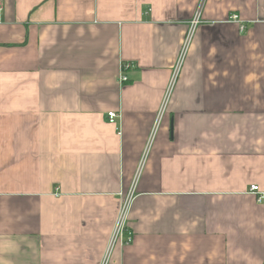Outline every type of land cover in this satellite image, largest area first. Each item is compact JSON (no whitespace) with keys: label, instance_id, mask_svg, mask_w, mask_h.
Segmentation results:
<instances>
[{"label":"crops","instance_id":"crops-1","mask_svg":"<svg viewBox=\"0 0 264 264\" xmlns=\"http://www.w3.org/2000/svg\"><path fill=\"white\" fill-rule=\"evenodd\" d=\"M130 191L108 264H264V0H0V264H103Z\"/></svg>","mask_w":264,"mask_h":264},{"label":"built area","instance_id":"built-area-1","mask_svg":"<svg viewBox=\"0 0 264 264\" xmlns=\"http://www.w3.org/2000/svg\"><path fill=\"white\" fill-rule=\"evenodd\" d=\"M201 11L198 13V15L196 16L195 20L193 21V26L191 27L192 29V33H194V31L196 30L197 26L199 24H201ZM189 43H190V39H189ZM188 44H186L183 48V51L179 57V61L177 64V69H176V73L170 83V87H169V91H168V95L166 96V101L164 103V107L162 110V113L164 112L169 100H170V96L173 92L174 89V85H175V81L176 78L178 77L184 63H185V59L187 56V52H188ZM129 68H133V65H128L125 64L123 65V70H127ZM128 77L127 76H122L121 81L123 83L128 82ZM163 116V114H162ZM160 116V117H162ZM108 122L111 125H117L118 124V119H119V115L111 112L108 114L107 116ZM146 161V158L144 157L142 164L139 168L138 171V175H137V181L139 180L142 168L144 167V163ZM251 192L254 194H257L258 192H260V187L257 185H253L251 187ZM133 197H134V191H130L128 193V195L122 200V203L120 205V209H119V214H118V218L117 221L115 223L112 235H111V240H110V244H109V251L108 254L106 255L103 264H108L109 262V257L112 254L113 250L116 248V246L118 245H131L133 243V234L132 232L129 230L128 225H129V216H130V211H131V207H132V203H133ZM263 197L259 196V200L262 201Z\"/></svg>","mask_w":264,"mask_h":264}]
</instances>
